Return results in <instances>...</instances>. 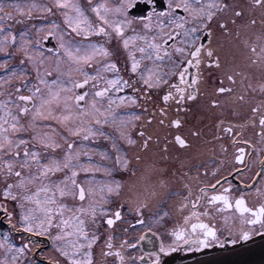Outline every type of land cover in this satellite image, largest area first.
<instances>
[{
	"label": "snow or ice",
	"instance_id": "1",
	"mask_svg": "<svg viewBox=\"0 0 264 264\" xmlns=\"http://www.w3.org/2000/svg\"><path fill=\"white\" fill-rule=\"evenodd\" d=\"M255 2L264 7V0ZM136 6L137 0H118L117 3L88 0L87 8L80 0H24L11 5L0 0V13H4L5 7H12L28 20L58 13L63 22V27L55 20L49 25H32L17 34L6 24L14 17L0 15V54L6 57L0 59V68L5 70L0 75V97H3L0 99V183L3 184L0 211L8 218L10 226L9 231H0V248L13 253L12 264L26 257L35 246L30 236L43 235H49L63 257L49 264H94L92 249L102 235L96 230L97 218L104 217L105 223L112 227L122 220L125 211L123 203H117L115 208L107 207L113 203V197L119 196L122 185L117 180L96 179V173L112 176L114 169L103 163L113 156L108 150L93 146L95 141L100 137L109 141L116 153L115 163L120 170L127 171L131 161L120 142L128 146L137 144L131 129L136 128L134 122L140 116L121 115L118 110L138 106L140 99L150 98L153 90H162L160 106L151 116L161 125L167 121L179 128L181 120L169 117L172 107L169 102L175 103L177 113L181 111L186 101L197 96L202 64L207 62L209 68L220 67L219 57L202 42L201 33H206L204 38L211 36L209 25L227 5L219 0H167L166 8L160 10V0H144L149 10L145 15L133 17L129 10ZM220 26L226 28L224 24ZM50 38L57 42L55 49L45 47ZM114 43L127 53L124 71L135 78L131 82L124 79L121 68L112 59ZM17 55L19 62L10 66ZM257 55L264 60V46ZM26 65L34 72L33 79H29ZM74 73L79 74L78 79L73 78ZM174 77L178 78L177 83L172 82ZM228 80L235 82L232 76ZM6 86L14 91L6 90ZM128 89L132 94H128ZM217 91L223 94L232 89L219 87ZM213 105L217 102L213 101ZM253 111L260 112V108ZM50 122L59 127H53ZM259 123L264 127V114ZM106 126L114 127L118 135L114 137L105 132ZM226 131L231 132V128ZM135 135L144 137L142 147L147 149L152 137H146L142 130ZM261 135L264 136V132ZM73 138H80L79 142ZM175 141L181 147L188 146L180 135L175 136ZM60 150L62 154L57 155ZM164 151H167L166 146ZM238 153L235 159L243 165L245 149L239 148ZM97 155L99 160L94 159ZM261 165L256 173L258 180L253 184L264 185V161ZM224 182H227L226 177ZM217 185H221L222 191L211 195L207 202L209 206L222 205L216 207L217 212L235 209L239 213L241 223L249 226L248 230L240 231L239 238L247 241L255 232L264 235V203L250 207L243 194L233 201L231 184L223 188L220 179L201 187L195 200L192 188L185 185L188 194L182 198L180 210L189 205L192 210L184 217V223L187 225L193 218L197 222L191 223L190 228L174 229L170 244L166 246L161 241L158 251L134 257L132 264H161L162 254L185 247L187 251H198L216 244L223 246L218 230L200 219L208 216L209 210L203 213L197 210V202L205 199L207 189L215 190ZM256 191L264 196V187H257ZM69 200H78L79 204H69ZM127 211L135 213L136 225L143 227L145 212L150 211L147 199L129 202ZM168 215L166 210L162 211L153 222L160 224ZM13 216L17 217L15 224ZM223 219L227 224L231 218ZM89 223L93 229H89ZM136 225L129 227L135 230ZM53 230L55 234L51 235ZM20 232L30 236L21 237L17 245L12 235ZM113 239L111 234L106 237L107 251L103 255L114 256L119 264H124L125 257L121 251L114 250ZM227 239L236 243L231 231ZM126 245L136 248V244H129L127 240L121 242L120 248Z\"/></svg>",
	"mask_w": 264,
	"mask_h": 264
},
{
	"label": "flooded vegetation",
	"instance_id": "2",
	"mask_svg": "<svg viewBox=\"0 0 264 264\" xmlns=\"http://www.w3.org/2000/svg\"><path fill=\"white\" fill-rule=\"evenodd\" d=\"M2 2L6 5H11L17 2L23 3L24 0H2ZM80 2L85 8L88 7V0H80ZM93 2L95 3L96 0H93ZM110 2L117 3L118 0H110ZM219 2L227 5V7L217 12L216 17L209 25L208 31L211 32V36L204 38L206 33H201V36L202 42L207 47H211L214 50V55L219 57L220 67L216 68L213 66L209 68L207 62L202 64L197 96L194 100L186 101L181 111L177 113L175 103L169 102L172 105L169 110V117L171 119L179 118L181 126L176 128L174 125L168 124L167 121L164 125H161L157 119L152 118L151 114L160 106L162 96V90H153L150 98L140 99L138 106L133 105L118 110L121 115L135 113L140 116V119L134 122L136 128L131 129L134 138L137 139V144L128 146L122 141L120 143L127 152L138 151L142 153V157L138 156L139 159L136 157V160L137 162L142 161V170L146 172L149 181L151 180L150 177H157L158 187L165 181L166 174L164 170L166 166L169 171L171 170V176L174 175L180 179L184 186L189 185L191 187V184H188L177 170L184 161L190 158V151H197L199 153L198 156L189 160L190 168L187 174L192 176V173H194L203 178L201 187L215 183L217 179L222 181L223 188H228L229 184H231L230 198L233 201L243 194L248 205L255 207L264 203V196L259 195L256 191L257 187H264V185L253 184V181L258 180L256 173L262 167L261 161H264V136L261 135L264 132V127L259 123L261 114H264V60H261L257 55L260 53L261 47L264 46V7L257 4L255 0H219ZM160 4V10H164L167 6V0H160ZM148 10L144 6V0H137V6L130 9L129 14L133 17H139L145 15ZM236 13H240V15L238 16ZM4 14L14 17L13 20H7L6 24L17 34L31 28L32 25H49L53 20L60 23L63 27L62 17L58 13L44 19L33 18L28 20L18 15L14 8L5 7L4 13H0V15ZM180 14L183 15L182 12ZM89 15L92 14L89 13ZM221 24L226 25V28H222ZM136 28L137 30L140 29L139 23H137ZM34 32L35 29H33ZM93 39L99 40L101 38ZM209 40L211 41L210 44ZM56 46L57 42L55 39L50 38L49 41L45 42L46 48L55 49ZM112 48L114 51L112 59L121 68V75H123L124 79H130L131 82L135 78L130 77L129 73L124 71L127 63L126 51L115 43ZM253 48L256 49V52L252 51ZM137 55L139 56V53ZM5 58L0 54V59ZM19 59L20 56L17 55L16 60L12 61L10 66L18 63ZM26 66L29 67V79H33L34 72L30 65ZM91 70L89 69V71ZM190 71L195 72V69H190ZM4 72L5 70L0 68V75H3ZM229 76L234 78V83L228 80ZM73 78L78 79L79 74L74 73ZM172 82L177 83L178 78L174 77ZM219 87L231 88L232 91L221 94L217 91ZM6 90L14 91V88L6 86ZM127 92L132 94L131 89H128ZM24 94L28 93L25 92ZM240 97H243V99H240ZM0 99H3V97H0ZM213 101L217 102L216 106L213 105ZM258 107L260 112H254L253 109ZM149 120H151V123H148ZM50 123L53 124V127H59L55 122ZM228 128H231V132L226 131ZM104 130L111 133L114 137L118 135L114 127L106 126ZM138 130H142L146 137H152L148 142L147 149L142 147L144 137L135 135ZM61 131L63 130L61 129ZM194 133H198V135ZM177 135H180L188 142L187 147H181L175 141V136ZM73 139L79 142L80 138ZM61 143L63 142L61 141ZM93 146L108 150L110 155L113 156L112 160L103 161L105 165L114 169L112 176H106L103 172H99L96 173V179L104 181L117 180L122 185L119 196L113 197V203L107 207L115 208L117 203L125 205V211L122 212V220L116 221L112 227L105 223L104 217L97 218L98 227L96 230L98 234L102 235H100V240L92 249L94 264H119L118 258L103 255L107 251L105 239L109 234L114 237V250H117V245L120 246L123 240H127L129 244H136L135 249L128 248L126 245L121 250L125 257L124 264H132V258L140 257L145 252L158 251L161 241L166 246L170 244L174 239L171 236L173 231V227H170L173 224L171 218L167 217L160 224L153 222L158 214L166 210L162 206L164 201L160 202L157 208L151 212H145L144 219L146 223L143 227L136 225L135 213L130 214L127 211L126 203L120 200L125 191V179L128 178H125V176H127L129 168L127 171L119 169V166L114 161L116 153L111 149L109 141L100 137ZM165 146L167 151H164ZM241 147L245 149L243 165L239 164L235 159L239 154L238 149ZM39 150L43 151V149ZM56 154L61 155L62 151L60 150ZM94 159L99 160L100 158L97 155ZM128 159L131 161L132 158L128 156ZM237 169H240V171L237 172ZM153 170L157 172L156 176ZM214 172H216L215 176L213 175ZM225 177L227 182H224ZM81 179H83V175ZM151 184L149 183V187H151ZM2 187L3 184L0 183V188ZM200 188L193 191L195 195L192 199L199 193ZM183 191L188 194V188L185 187ZM221 191V185H217L215 190L207 189V201L211 195L218 194ZM68 203L79 204V201L69 200ZM206 203V210H209V215L206 218L203 217L202 221L218 230L220 241L224 242L223 246L216 244L198 251H187L186 247L181 248L176 252L162 254L161 264L172 257L192 256L209 251L225 250L264 236L255 232L251 239L247 241L241 240L239 238L240 231L248 230L249 226L241 223L239 213L232 209L220 212L219 217H217L214 215L215 209L216 207H222V205L218 203L216 206H209L208 202ZM8 206L11 207L10 204ZM199 208L197 207L198 211ZM191 210L188 209L185 214L191 212ZM225 216L231 218L227 224L223 219ZM216 217L217 220L214 221ZM195 222L197 221L191 220L186 225L183 220V227L190 228L191 223ZM12 223H17V217H12ZM129 225H136L135 230ZM88 226L89 229L94 227L91 223ZM9 230L8 218L0 211V231L7 232ZM230 231L232 238L236 240L235 244L230 239H227ZM54 234L55 230H53L51 235ZM26 236H30V234L23 232L13 233L12 240L19 245L21 237ZM30 238L34 241L35 246L32 247L31 252L26 257H20L17 264H27V261H34V264H49V261L63 260L49 235L30 236ZM149 242L152 245L155 244V247H150ZM12 255L13 253L0 248V264L5 261L7 264H12Z\"/></svg>",
	"mask_w": 264,
	"mask_h": 264
},
{
	"label": "rangeland",
	"instance_id": "3",
	"mask_svg": "<svg viewBox=\"0 0 264 264\" xmlns=\"http://www.w3.org/2000/svg\"><path fill=\"white\" fill-rule=\"evenodd\" d=\"M127 154L132 159H131V164L129 165L127 176H125V178L126 177L128 178H126L127 180L125 179L126 181L125 191L120 198L121 202L126 203L128 207L129 202L135 201L138 198L147 199V202L149 204V209L151 212L153 209L157 208L160 202L164 201V203H162L164 205L162 206H164V209H166V211L169 213L168 217H170L171 220L173 221V224L170 227H173V230L183 227L184 217L190 214V212H187L185 214V211H187L188 209L191 210V207L189 205L188 208H185L182 211L180 210V204H181L182 198L184 196H187V194L183 191L185 186L182 183V181L178 179L177 177H175L174 175L171 176V170L169 171L168 167L166 166L164 170V173L166 174L165 181L163 184H161L160 187H158L157 185V189L159 188L161 189L160 192L155 195H150L151 193L149 192L150 190L149 183L153 184L154 182H156L157 177H154V176L150 177L151 180L149 181V178L146 176V172L142 170V167H143L142 161L137 162L136 160L137 156L142 157V153L138 151H134V152H127ZM198 154L199 153L197 151H192V152L190 151L189 152L190 158L184 161L181 164L180 168L178 167V170H177L180 173V175H182L185 178L187 183L191 184L192 191H196L198 188H200L203 185V182H202L203 178L199 176V179H193V177H197L198 175L192 173V176H190L189 174H187L190 168L189 160L192 157L198 156ZM153 172H155V170H153ZM154 175L156 176L157 172H155ZM199 195L200 194L198 193L196 196H199ZM193 199H196V197H194ZM206 202H207L206 197L203 201L197 202V207L198 208L200 207L199 211L201 213H203L207 208ZM129 213L134 214L131 212ZM214 215L219 217L220 212L215 211ZM203 217L206 218L207 216H201L200 219L203 220L202 219ZM217 217L215 218V220L214 219L213 220L216 221ZM193 221H196L195 218H193ZM149 246L155 247V244L152 245L149 242ZM117 250L121 251L122 249L120 248V246L117 245ZM121 252L123 253V251Z\"/></svg>",
	"mask_w": 264,
	"mask_h": 264
},
{
	"label": "water",
	"instance_id": "4",
	"mask_svg": "<svg viewBox=\"0 0 264 264\" xmlns=\"http://www.w3.org/2000/svg\"><path fill=\"white\" fill-rule=\"evenodd\" d=\"M163 264H264V236L225 250L172 257Z\"/></svg>",
	"mask_w": 264,
	"mask_h": 264
},
{
	"label": "bare ground",
	"instance_id": "5",
	"mask_svg": "<svg viewBox=\"0 0 264 264\" xmlns=\"http://www.w3.org/2000/svg\"><path fill=\"white\" fill-rule=\"evenodd\" d=\"M129 186V185H128ZM151 187H150V190H149V192L150 193H155V194H157V193H159L160 192V188L159 189H157V181L156 182H154L153 184H151L150 185ZM151 195V194H150Z\"/></svg>",
	"mask_w": 264,
	"mask_h": 264
}]
</instances>
